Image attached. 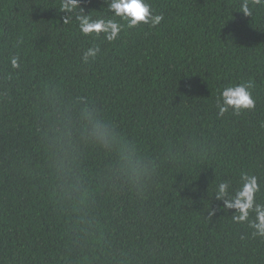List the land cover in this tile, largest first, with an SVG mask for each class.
Masks as SVG:
<instances>
[{
  "label": "trees",
  "instance_id": "1",
  "mask_svg": "<svg viewBox=\"0 0 264 264\" xmlns=\"http://www.w3.org/2000/svg\"><path fill=\"white\" fill-rule=\"evenodd\" d=\"M243 2L148 0L162 23L108 43L76 21L106 0H0V264H264L216 198L247 173L264 204V5ZM242 81L255 108L219 116Z\"/></svg>",
  "mask_w": 264,
  "mask_h": 264
},
{
  "label": "clouds",
  "instance_id": "2",
  "mask_svg": "<svg viewBox=\"0 0 264 264\" xmlns=\"http://www.w3.org/2000/svg\"><path fill=\"white\" fill-rule=\"evenodd\" d=\"M256 4L264 5V0H254ZM108 5L107 17L94 19L91 14L77 16L79 33L91 40L103 39L108 43H115L120 33L125 29H135L140 25H149L156 28L164 20V16L155 14L152 5L148 0H106ZM63 10L72 11L79 7L78 0H62ZM240 11L248 16L251 14L248 0L241 4ZM70 18L64 19V24L70 23ZM101 54V48L94 45L86 49L83 53V62L88 64L94 62ZM13 68H19V58L11 60ZM252 83L242 81L239 84L229 85L221 89L219 97L216 99L215 107L219 116L227 113L239 115L242 111L254 109L256 101L253 98ZM232 189L230 182L219 183L216 198L223 200L227 209H235L232 214V221L236 224L247 223L253 229V234L264 237V204L257 201V193L260 185L256 176L241 173L239 186ZM254 213V219L250 215Z\"/></svg>",
  "mask_w": 264,
  "mask_h": 264
}]
</instances>
